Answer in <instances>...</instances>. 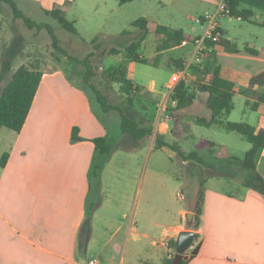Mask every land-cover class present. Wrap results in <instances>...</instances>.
Segmentation results:
<instances>
[{
  "label": "rangeland",
  "instance_id": "374dc122",
  "mask_svg": "<svg viewBox=\"0 0 264 264\" xmlns=\"http://www.w3.org/2000/svg\"><path fill=\"white\" fill-rule=\"evenodd\" d=\"M13 1L16 8L28 17L33 25L29 27L22 19H15L12 9L0 3V68L5 58L11 60L9 71L0 70V94L21 65L35 67L41 72L57 67L62 70L67 82L72 83L74 87H78L76 83L83 84L82 77L77 73L85 71L84 66L70 61L54 48L49 34L50 29L58 41V47L63 49L68 57L81 60L91 53L94 55L90 59L95 74L92 82L106 96L110 104L119 106L126 115L142 125L151 121V118L152 123L155 121L158 105L164 93L163 87L176 69L173 64L175 61L171 62L169 59L188 60L192 47L188 45L184 48L173 49L163 55L156 54L158 47L162 45L163 37L157 36L155 32H148L138 52L150 61L149 65H144L129 62L125 57V46L143 36V33L132 25L133 21L142 18L143 15L150 23V31L158 20L173 25L170 24L168 15L175 14L174 0H168L166 7L161 6L158 0H134L125 5H119L116 0H106L113 4L116 12L111 13L105 22L89 7L95 3L98 12H101L102 0H94L88 4L84 3L86 0H80L77 8L72 5L68 6L64 14V18L72 22L76 35L62 28L55 17L47 16L36 6L17 0ZM213 1L215 4L216 0ZM191 13L196 16L195 12ZM178 18L184 21V24L187 23L185 16L179 14ZM219 21L225 33V39L229 38L236 45L237 53H239L237 56L221 47H215L214 56L217 52L216 57L219 56L220 52L222 63L244 64L245 61L241 54H244L246 47L258 52L253 56L264 58V27L258 25L264 22V13H257L253 18L254 23L229 17H222ZM193 25L196 26L195 22ZM186 29H183L185 34L194 36L202 34L201 29L198 32H187L189 30ZM93 40L100 43L101 47L94 48ZM116 40L118 43L115 42ZM112 44L120 50L119 55L106 53ZM117 64L128 68L133 83L151 87L156 92L149 95L144 90L133 98L132 105H130L120 92L118 85L107 83L102 78L104 70ZM206 98V94H198L190 108L181 112L175 110L170 121L167 122L168 129L172 130V133L170 134L167 130L165 134L162 133V139L169 144H179V147L186 153L194 151V144L201 139L219 146H227L229 154L235 158L229 162H219L215 158V151L212 153L207 150L202 151L204 160L212 164L214 169H206L188 162L183 164L170 148L154 149L149 154L148 142H154L155 135L159 132L155 134L153 132L150 137H147L143 141L146 145H137L129 136L122 134L119 113L115 111L104 113L94 96H91V107L104 124L108 144L111 147L110 162L100 179L103 189L100 199L104 201V204L94 210V232L96 236H99L96 237L99 238L96 247L98 249L101 245L105 234H103L105 225L102 217L110 219V222L106 224L110 232L118 225H124L126 229L132 227L136 221L137 230L148 235L145 237L141 234L137 240L128 236L127 241L122 240L120 234L117 235L116 239L120 241V248L112 264H144L146 262L160 264L164 249L155 241L166 243L173 227L184 220L179 211L187 205L191 206L202 180H210L209 187L233 193L240 189L239 182L245 172L240 169L239 161L243 159L250 144L235 132H227L216 126L205 127L198 124L197 117L210 116V111L205 105ZM244 101V97L240 95L233 98L234 108L227 120L255 125L257 114L247 109ZM95 194L96 188L92 191L90 198L92 199ZM122 213L127 215L126 218L121 216ZM192 219L193 216L191 221ZM91 254L86 256V264Z\"/></svg>",
  "mask_w": 264,
  "mask_h": 264
},
{
  "label": "crops",
  "instance_id": "0c3cea01",
  "mask_svg": "<svg viewBox=\"0 0 264 264\" xmlns=\"http://www.w3.org/2000/svg\"><path fill=\"white\" fill-rule=\"evenodd\" d=\"M17 1L34 5L41 12L60 9L65 14L68 6L77 8L80 0ZM92 1L94 0H86L84 3ZM157 2L163 7L168 5V0ZM175 3V14L168 15L170 24L175 27L158 20L150 31V23L143 15L142 18L147 20V33L155 32L164 39L163 35L156 33L157 27L180 30L183 33L186 28L189 30L187 32H198L199 27L193 25L195 19L214 11L213 0H174L173 4ZM101 6V12H98L95 3L89 7L105 22L116 9L106 0L101 1ZM191 12H195L196 16ZM179 14L185 16L186 24L179 20ZM219 23L221 25L220 21ZM184 35L190 39L195 37L185 33ZM93 41L94 48L101 47L100 43ZM190 46L192 47L191 44ZM141 47L140 45V49ZM184 47H174L156 54L163 55ZM111 48L119 51L116 55L121 53L115 45H110ZM246 49L250 48H244L245 52L241 54L245 61L242 65L222 63L220 52L217 57L218 52L215 54V62L241 75L253 76L264 72V58L253 56L258 53L256 50L250 49L256 52L254 54ZM191 52L192 50L188 57ZM237 52L234 55L239 54ZM127 71L130 78L128 68ZM42 74L31 109L20 132L4 129L0 131V158L3 154H8L4 167H0V264H86L85 258L91 253L95 255L91 254L90 260L97 258L99 264H112L120 248L117 235L120 234L122 240L126 241L128 236L137 240L141 234L145 237L148 235L137 230L136 221L132 227L126 229L124 225H118L110 232L106 225L110 219L102 217L105 234L97 249L99 238L96 237L99 236L94 232V210L104 204L100 199L103 194L100 179L110 162V155L103 160L97 154L92 140L106 137L108 141L107 131L98 114L93 111L85 92L67 82L61 69L55 67ZM143 89L149 95L156 92L151 87ZM239 95L243 96H235ZM244 99L246 101L245 97ZM254 113L257 114V120L252 126H257L259 113ZM152 126L154 134L159 132L163 135L167 130L172 133L168 124L157 128L155 120ZM74 128L77 129V139L72 141ZM135 143L146 145V142ZM148 144L150 154L154 150V142L150 141ZM223 147L229 154L228 147ZM202 153L200 151L201 155ZM95 165H99L96 171ZM256 166L264 175V148L258 152ZM209 183L210 180H206V186H203L200 225L194 231L199 236L198 249L190 259V247L184 253V260L188 259L187 264H264V198L249 189L242 188L233 193L209 187ZM95 188L96 194L91 199ZM189 210L187 205L179 211L184 220L173 227L167 242L171 239L176 242L181 231H192L185 219L186 214L190 213ZM121 216L126 218L127 215L122 213ZM167 242L155 241L164 249L160 264L169 259L164 246Z\"/></svg>",
  "mask_w": 264,
  "mask_h": 264
},
{
  "label": "trees",
  "instance_id": "16d2710c",
  "mask_svg": "<svg viewBox=\"0 0 264 264\" xmlns=\"http://www.w3.org/2000/svg\"><path fill=\"white\" fill-rule=\"evenodd\" d=\"M116 1L119 5H125L131 3L133 0ZM0 3L8 5L12 9L15 19H22L29 27L33 25L32 21L16 8V4L13 0H0ZM226 3L230 10V18L254 23L253 18L255 15L259 12L264 13V0H226ZM44 13L47 16L55 17L62 28L68 30L71 34L76 35L72 22H69L64 18L63 11L60 9H54ZM132 25L135 28H138L143 33V36L125 46V57L129 62L149 65L150 61L143 58L138 53L141 42L147 35V20L139 18L133 21ZM258 25L264 27V22L258 23ZM156 33L164 36L162 45L158 50L159 52L179 47L182 42L191 40L189 36H185L180 30L172 31L164 27H157ZM49 34L53 40L54 48L70 61L77 65L84 66L85 71H79L77 73V75L82 77L83 81V84L78 85V87L85 92L89 100L93 95L104 113L110 111L119 113L120 130L122 134L129 136L135 142H143L147 137H150L153 134L152 118L151 121L142 125L126 115L119 106L110 104L106 96L92 82V78L95 76L90 62L91 57H93L92 53L81 60L68 57L67 53L58 47V41L50 29ZM217 35L219 36L218 42L207 43L210 51L205 52L204 54V68L199 69L196 66L191 67L190 71L192 78L190 83L184 84L181 82L175 87L172 96V99L176 101L175 110L179 112L191 107L198 94H206L207 98L205 105L210 111V117H197L196 121L199 125L205 127L216 126L227 132H235L250 144V148L245 152L243 159L239 161L240 169L245 172L244 177L239 182L240 189L245 188L252 190L264 198V175L258 171L256 166L258 152L264 148V72L253 76L241 75L232 69L218 65L215 62V47H221L232 53L237 52L238 50L234 44L225 39V33L221 28L218 29ZM92 43L94 44L95 42L93 41ZM246 51L256 54L255 51L250 49H246ZM106 53L109 55H116L119 51L111 48ZM183 63L184 60L173 62L176 66L175 71L180 70L183 67ZM10 64L11 60L5 58L0 70L3 72L9 71ZM42 75L43 74L39 69L24 65H21L15 71L11 81L3 88L0 94V131L2 129H8L15 133L20 132L31 109ZM102 78L107 83L118 85L120 92L126 97L130 105H132L133 98L144 91L142 86L134 85L131 82L128 77L127 68L122 64H117L104 70ZM238 94H241L246 98L245 106L247 109L259 113L257 126H252L244 122H229L227 120V117L233 110V97ZM76 132L77 129L74 128L72 130V141L77 139L75 136ZM162 138L163 136L161 134L155 135L154 149L160 150L162 148H170L180 161L193 163L206 169H214V166L204 160L200 151L207 150L210 153L215 151V158L219 162H229L235 159L227 153L225 147L219 146L208 140H199L194 145V151L186 153L179 148L178 144H169ZM92 142L97 154L105 160L111 152V147L108 144L107 138H95ZM7 159L8 154H3L0 158V167H4ZM94 169V171L99 169V165H95ZM205 181L206 179L199 183L195 199L189 207L193 219L188 224V227L192 231H197L200 225L203 186ZM198 237V234H195L194 241L191 245L192 248L189 252L190 259L194 257L197 252ZM167 245L169 249L175 252L176 242L174 240H169ZM172 260L173 257L165 260L164 264H170ZM187 263L188 259L182 260L180 264Z\"/></svg>",
  "mask_w": 264,
  "mask_h": 264
},
{
  "label": "built area",
  "instance_id": "2783aa9c",
  "mask_svg": "<svg viewBox=\"0 0 264 264\" xmlns=\"http://www.w3.org/2000/svg\"><path fill=\"white\" fill-rule=\"evenodd\" d=\"M230 10L227 6L226 0H216L214 4V11L206 13L203 16L195 19V24L201 29L202 34L195 36L190 41L182 42L181 46L192 45V52L189 56L188 61H184L183 67L171 74L169 80L164 85V93L162 99L158 105V114L155 118L156 127L159 128L161 125H166L170 121L172 114L176 109V101L172 99L174 89L179 83L188 84L191 81V67L196 66L199 69H203L204 65V54L209 52L210 49L207 46L208 42L216 43L219 40L217 35L218 29L221 28L219 19L222 17H229ZM230 18V17H229ZM165 249L169 259L173 257V251L169 249L168 245L165 244ZM87 264H99L97 259H92Z\"/></svg>",
  "mask_w": 264,
  "mask_h": 264
},
{
  "label": "water",
  "instance_id": "95a60500",
  "mask_svg": "<svg viewBox=\"0 0 264 264\" xmlns=\"http://www.w3.org/2000/svg\"><path fill=\"white\" fill-rule=\"evenodd\" d=\"M191 213L186 214V220L188 223L191 222ZM195 238L194 231H181L177 235L176 239V249L175 254L173 256V260L170 264H180L182 260H184V253L191 247Z\"/></svg>",
  "mask_w": 264,
  "mask_h": 264
}]
</instances>
